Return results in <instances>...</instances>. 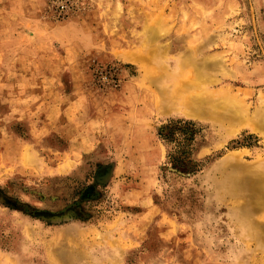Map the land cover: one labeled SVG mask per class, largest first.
Returning <instances> with one entry per match:
<instances>
[{
    "label": "rangeland",
    "instance_id": "1",
    "mask_svg": "<svg viewBox=\"0 0 264 264\" xmlns=\"http://www.w3.org/2000/svg\"><path fill=\"white\" fill-rule=\"evenodd\" d=\"M194 80L231 116L186 113ZM0 264H264V0H0Z\"/></svg>",
    "mask_w": 264,
    "mask_h": 264
},
{
    "label": "trees",
    "instance_id": "2",
    "mask_svg": "<svg viewBox=\"0 0 264 264\" xmlns=\"http://www.w3.org/2000/svg\"><path fill=\"white\" fill-rule=\"evenodd\" d=\"M198 132H200L199 128L192 121H171L160 127L157 134L166 144L174 148V151L168 154L169 167L172 170L175 169L177 172L184 170L193 173L197 170L199 164L193 160L192 150ZM252 138L253 136L244 138L241 145Z\"/></svg>",
    "mask_w": 264,
    "mask_h": 264
},
{
    "label": "bare ground",
    "instance_id": "3",
    "mask_svg": "<svg viewBox=\"0 0 264 264\" xmlns=\"http://www.w3.org/2000/svg\"><path fill=\"white\" fill-rule=\"evenodd\" d=\"M129 55H131V54H129ZM129 55L126 54V57L128 59H132L137 64H140V65L142 64V66L145 64L146 58L144 56L135 55L134 59H133L132 56H129ZM199 85H200V83L197 80L191 81L188 84L187 90H190V91L188 93L189 95L185 98L190 100L191 105H186V107H185L186 113L192 114V115H195V114L197 115V113L206 112V110L211 107L212 110L213 109H220L222 112H224L223 114L226 113V114H229V116H231L229 110L232 111L233 109L231 110L232 106L226 103L227 100H225V98L219 99L220 96L214 95L213 93H209V92L204 91L202 89H199V92L201 93L200 95L197 94L196 96H194L191 92L197 91V89L199 88ZM184 89H185V87H182V88L181 87H173V88L169 87L167 89H162L163 90L162 93L164 94V97L171 98L177 102L181 98L184 97V94L186 92V90H184ZM202 93H205V94H202Z\"/></svg>",
    "mask_w": 264,
    "mask_h": 264
},
{
    "label": "crops",
    "instance_id": "4",
    "mask_svg": "<svg viewBox=\"0 0 264 264\" xmlns=\"http://www.w3.org/2000/svg\"><path fill=\"white\" fill-rule=\"evenodd\" d=\"M69 58L70 57H68V56H63L62 58H60L59 56H56L55 57V60H52L53 59L52 56L48 58L49 61H50V65L52 66V68L50 70L47 69L48 71L46 70V71H44V73H41L39 75L42 76L43 78H47L52 84L50 86H48L47 89L41 91V92H43V94L49 93V97H51V95H53V92H56V91H58L60 93V96L63 94V93H61V90H59L58 88H56V87L53 88V85H54L53 82H56V80L59 77V75H63L62 73H64V71H66V69L69 68V65L68 64H66V66L65 65H62L61 66L62 68H61L60 74H59V68L58 69H53V66H55V64H58L59 65V63H64V61H68ZM19 59L21 61H25V62L27 61L26 55L25 56L23 55V57L20 56ZM20 69H21L20 75H22V70H24V69L23 68H20ZM40 87H44V86L40 85ZM64 96L67 97V95H64ZM67 100H68V98H67ZM40 101H42V99H40ZM60 103L61 102H58L55 99L53 101H47L46 100V107L50 108L51 112L59 111V112L65 113V110L62 111V109L60 107ZM42 105H43V103H42ZM46 119H47V117L42 122V126H47L48 123L49 124L51 123L50 121H48ZM42 128L43 127H40V129H42ZM51 131H54V130L52 129ZM55 131L57 133H59L57 136H59L60 138H63L64 137V139H66V140L68 139V140H72V141L78 140V139H80V140L82 139L83 140L84 138H88L89 140H93V139H95V138L98 137V136H96L97 132H95V131H93V133H89L87 135H84L83 132L81 134H76V133L70 132V134H69L68 132H62V131H60L59 128L57 130H55ZM82 153L85 154V153H87V151H83L82 150Z\"/></svg>",
    "mask_w": 264,
    "mask_h": 264
},
{
    "label": "water",
    "instance_id": "5",
    "mask_svg": "<svg viewBox=\"0 0 264 264\" xmlns=\"http://www.w3.org/2000/svg\"><path fill=\"white\" fill-rule=\"evenodd\" d=\"M50 218H52L53 220L58 219L56 217H50ZM62 218H64V220H65L66 218H68V215H65V217L63 216Z\"/></svg>",
    "mask_w": 264,
    "mask_h": 264
},
{
    "label": "built area",
    "instance_id": "6",
    "mask_svg": "<svg viewBox=\"0 0 264 264\" xmlns=\"http://www.w3.org/2000/svg\"><path fill=\"white\" fill-rule=\"evenodd\" d=\"M110 72H112V70H110Z\"/></svg>",
    "mask_w": 264,
    "mask_h": 264
}]
</instances>
